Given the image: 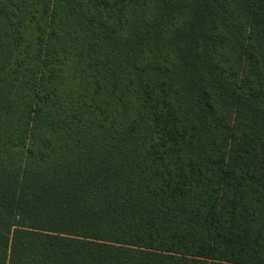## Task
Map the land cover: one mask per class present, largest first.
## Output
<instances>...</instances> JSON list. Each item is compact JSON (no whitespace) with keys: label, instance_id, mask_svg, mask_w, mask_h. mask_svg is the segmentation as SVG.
Masks as SVG:
<instances>
[{"label":"trees","instance_id":"obj_1","mask_svg":"<svg viewBox=\"0 0 264 264\" xmlns=\"http://www.w3.org/2000/svg\"><path fill=\"white\" fill-rule=\"evenodd\" d=\"M0 264H264V0H0Z\"/></svg>","mask_w":264,"mask_h":264}]
</instances>
